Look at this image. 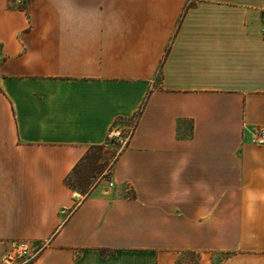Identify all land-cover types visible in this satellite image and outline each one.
I'll use <instances>...</instances> for the list:
<instances>
[{
  "label": "crops",
  "instance_id": "1",
  "mask_svg": "<svg viewBox=\"0 0 264 264\" xmlns=\"http://www.w3.org/2000/svg\"><path fill=\"white\" fill-rule=\"evenodd\" d=\"M9 1L0 264H175L168 206L180 222L220 206V249L231 251L220 264H264V146L252 142L264 126V0ZM136 114L114 185L72 189L65 179L89 148ZM174 235L193 238L195 227ZM15 240L42 249L10 259Z\"/></svg>",
  "mask_w": 264,
  "mask_h": 264
},
{
  "label": "rangeland",
  "instance_id": "2",
  "mask_svg": "<svg viewBox=\"0 0 264 264\" xmlns=\"http://www.w3.org/2000/svg\"><path fill=\"white\" fill-rule=\"evenodd\" d=\"M127 146V145H126ZM126 146H120L117 143L109 141L104 144L100 149H92L94 153L100 155L97 164L101 165L98 170L99 174L92 173V164L85 163L81 172L71 177V182L78 188L86 185L93 186L102 180L107 183V178H111V170L117 161L118 157L125 150ZM88 175V182L85 178ZM83 178V181H82ZM133 195V190L128 191ZM164 222L162 223L164 230V248L177 251L175 264H220L225 257L231 254V251H221L222 239L220 238V206L211 207H196L195 222H180L174 220L182 213L176 210L173 206L164 207L163 211ZM183 212L187 213V207H183ZM154 216L159 219L160 213L158 209L154 208ZM150 214H152L150 212ZM206 217L204 218V216ZM211 215V217H209ZM209 217V218H208ZM208 218V219H207ZM211 218V220H209ZM158 226L160 222H155ZM195 227V237H178L174 234L178 230L184 228L186 231ZM187 233V232H186ZM230 239H228L229 242Z\"/></svg>",
  "mask_w": 264,
  "mask_h": 264
},
{
  "label": "built area",
  "instance_id": "3",
  "mask_svg": "<svg viewBox=\"0 0 264 264\" xmlns=\"http://www.w3.org/2000/svg\"><path fill=\"white\" fill-rule=\"evenodd\" d=\"M28 1L30 0H10L9 4L10 7L12 8L22 9L26 6ZM193 2L194 0H188L189 4ZM261 33L264 36V16H263ZM138 121H139V114H136L135 116H133L131 122L127 126L111 127L107 135L108 140L113 143H117L120 146L123 147L126 146L135 133V129L138 124ZM252 142L257 145L264 146V126L258 125L253 128ZM107 181L110 187L114 185L111 178H107ZM41 249H42L41 246L34 245L28 241L15 240L11 242L9 257L10 259L18 258L22 262H26L31 260L33 257H35L40 252Z\"/></svg>",
  "mask_w": 264,
  "mask_h": 264
},
{
  "label": "trees",
  "instance_id": "4",
  "mask_svg": "<svg viewBox=\"0 0 264 264\" xmlns=\"http://www.w3.org/2000/svg\"><path fill=\"white\" fill-rule=\"evenodd\" d=\"M103 145L104 144L91 146L89 148V150L87 151V153L84 155V157L77 163V165L74 167V169L72 170V172L65 179V182L72 189H74L76 191H79L83 195L88 194L91 191V189L93 188L94 185L93 186L86 185V186H84L82 188H78L75 184H73L71 182V177L73 175H76V174L80 173L83 165L85 163H87V162L92 164V167H91L92 168V173L99 174V171L98 170L101 168V165H98L97 164V160L99 159L100 155H97V153H94L92 151V149H100ZM87 177H88V175H87ZM87 177L85 178V175H83V178H85L88 182H90V180H88ZM83 178H82V181H83Z\"/></svg>",
  "mask_w": 264,
  "mask_h": 264
}]
</instances>
